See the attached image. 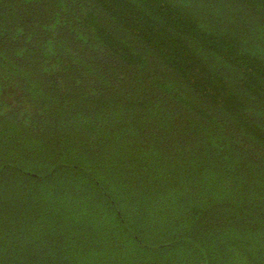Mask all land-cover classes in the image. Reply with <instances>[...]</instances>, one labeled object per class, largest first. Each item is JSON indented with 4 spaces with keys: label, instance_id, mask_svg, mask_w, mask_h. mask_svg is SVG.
Here are the masks:
<instances>
[{
    "label": "trees",
    "instance_id": "trees-1",
    "mask_svg": "<svg viewBox=\"0 0 264 264\" xmlns=\"http://www.w3.org/2000/svg\"><path fill=\"white\" fill-rule=\"evenodd\" d=\"M264 264V0H0V264Z\"/></svg>",
    "mask_w": 264,
    "mask_h": 264
},
{
    "label": "water",
    "instance_id": "water-1",
    "mask_svg": "<svg viewBox=\"0 0 264 264\" xmlns=\"http://www.w3.org/2000/svg\"><path fill=\"white\" fill-rule=\"evenodd\" d=\"M171 264H182V263H171Z\"/></svg>",
    "mask_w": 264,
    "mask_h": 264
}]
</instances>
